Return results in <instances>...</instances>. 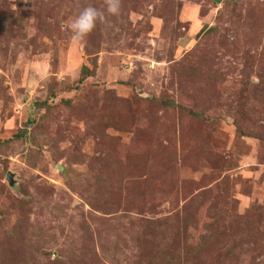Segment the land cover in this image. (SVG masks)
Returning <instances> with one entry per match:
<instances>
[{"label": "rangeland", "instance_id": "1", "mask_svg": "<svg viewBox=\"0 0 264 264\" xmlns=\"http://www.w3.org/2000/svg\"><path fill=\"white\" fill-rule=\"evenodd\" d=\"M89 5L0 0V264H264V0Z\"/></svg>", "mask_w": 264, "mask_h": 264}, {"label": "clouds", "instance_id": "2", "mask_svg": "<svg viewBox=\"0 0 264 264\" xmlns=\"http://www.w3.org/2000/svg\"><path fill=\"white\" fill-rule=\"evenodd\" d=\"M104 4L105 9L103 10L89 5L83 8L78 16L72 20L68 27L72 32L73 40L77 42L85 41L98 24H110L109 16L120 15L121 0H104Z\"/></svg>", "mask_w": 264, "mask_h": 264}, {"label": "water", "instance_id": "3", "mask_svg": "<svg viewBox=\"0 0 264 264\" xmlns=\"http://www.w3.org/2000/svg\"><path fill=\"white\" fill-rule=\"evenodd\" d=\"M6 179L10 183V185H12V175L10 173L7 174Z\"/></svg>", "mask_w": 264, "mask_h": 264}]
</instances>
